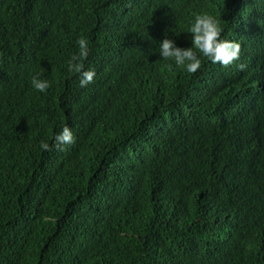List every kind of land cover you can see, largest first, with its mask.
<instances>
[{"label":"trees","instance_id":"obj_1","mask_svg":"<svg viewBox=\"0 0 264 264\" xmlns=\"http://www.w3.org/2000/svg\"><path fill=\"white\" fill-rule=\"evenodd\" d=\"M205 13L227 67L192 45ZM0 264H264V0H0Z\"/></svg>","mask_w":264,"mask_h":264},{"label":"clouds","instance_id":"obj_2","mask_svg":"<svg viewBox=\"0 0 264 264\" xmlns=\"http://www.w3.org/2000/svg\"><path fill=\"white\" fill-rule=\"evenodd\" d=\"M223 28L220 22L210 14H199L195 16L194 23L190 28V33L193 36L192 45L199 53L203 54L211 60L212 63H221L227 67L235 60H238L241 52V44L236 41L221 39ZM79 52L74 54L68 61V71L79 74L80 86L85 87L92 83L96 75L94 69H84L82 61L89 55L88 41L81 37L77 41ZM190 48L177 47L175 41L169 37H165L160 42V56L165 60H174L175 64L180 67H185L189 73L197 72L202 61L198 56L197 51ZM246 67L244 64H239L238 68L243 70ZM32 86L44 92L51 85L47 79H40L39 74L32 78ZM57 146L72 145L75 143V136L72 130L65 126L63 130L54 137ZM41 148L50 151V145L47 142L41 143Z\"/></svg>","mask_w":264,"mask_h":264}]
</instances>
